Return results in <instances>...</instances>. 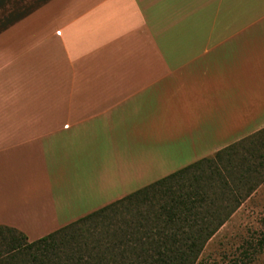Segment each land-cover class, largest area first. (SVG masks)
Instances as JSON below:
<instances>
[{
	"label": "crops",
	"instance_id": "obj_1",
	"mask_svg": "<svg viewBox=\"0 0 264 264\" xmlns=\"http://www.w3.org/2000/svg\"><path fill=\"white\" fill-rule=\"evenodd\" d=\"M263 127L264 0H0V225L30 241Z\"/></svg>",
	"mask_w": 264,
	"mask_h": 264
},
{
	"label": "trees",
	"instance_id": "obj_2",
	"mask_svg": "<svg viewBox=\"0 0 264 264\" xmlns=\"http://www.w3.org/2000/svg\"><path fill=\"white\" fill-rule=\"evenodd\" d=\"M264 185V127L30 241L0 225V264H196Z\"/></svg>",
	"mask_w": 264,
	"mask_h": 264
},
{
	"label": "rangeland",
	"instance_id": "obj_3",
	"mask_svg": "<svg viewBox=\"0 0 264 264\" xmlns=\"http://www.w3.org/2000/svg\"><path fill=\"white\" fill-rule=\"evenodd\" d=\"M166 170L168 169L162 172L165 174ZM133 172L132 183L127 182L125 185L128 190L135 191L148 185L145 181L152 180L149 176H135ZM114 180L115 190L111 193H115L121 186L118 184V178ZM97 183L98 181L93 183L91 191L84 192L85 211L78 212L88 214L92 211L86 210L112 202L100 188L102 181ZM196 264H264V185L260 186L225 222L224 228L222 226L208 241Z\"/></svg>",
	"mask_w": 264,
	"mask_h": 264
}]
</instances>
